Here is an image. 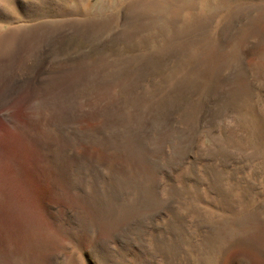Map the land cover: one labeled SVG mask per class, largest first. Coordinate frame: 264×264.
<instances>
[{"label": "rangeland", "instance_id": "1", "mask_svg": "<svg viewBox=\"0 0 264 264\" xmlns=\"http://www.w3.org/2000/svg\"><path fill=\"white\" fill-rule=\"evenodd\" d=\"M0 264H264V0H0Z\"/></svg>", "mask_w": 264, "mask_h": 264}]
</instances>
